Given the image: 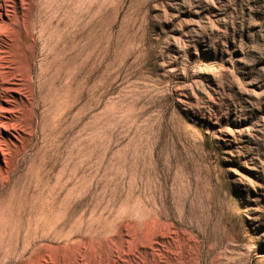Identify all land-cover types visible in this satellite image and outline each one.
I'll use <instances>...</instances> for the list:
<instances>
[{
    "label": "rangeland",
    "instance_id": "obj_1",
    "mask_svg": "<svg viewBox=\"0 0 264 264\" xmlns=\"http://www.w3.org/2000/svg\"><path fill=\"white\" fill-rule=\"evenodd\" d=\"M0 44V264H264V0H0Z\"/></svg>",
    "mask_w": 264,
    "mask_h": 264
},
{
    "label": "bare ground",
    "instance_id": "obj_2",
    "mask_svg": "<svg viewBox=\"0 0 264 264\" xmlns=\"http://www.w3.org/2000/svg\"><path fill=\"white\" fill-rule=\"evenodd\" d=\"M0 47H1V44H0ZM43 67V66H42ZM48 69H49V67H47V68H45V70H44V72H43V78H44V80H46V78H47V72H48ZM1 80V82H3V80L2 79H0ZM4 89H2V88H0V99H1V95L2 94H4ZM31 105H32V103H31ZM28 106V105H27ZM5 118L4 117H2V116H0V128L1 127H3V128H5ZM2 146V143H0V147Z\"/></svg>",
    "mask_w": 264,
    "mask_h": 264
}]
</instances>
